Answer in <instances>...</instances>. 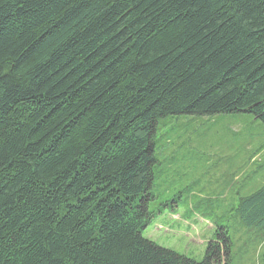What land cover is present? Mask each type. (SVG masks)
<instances>
[{
	"label": "trees",
	"instance_id": "1",
	"mask_svg": "<svg viewBox=\"0 0 264 264\" xmlns=\"http://www.w3.org/2000/svg\"><path fill=\"white\" fill-rule=\"evenodd\" d=\"M239 113L264 125V0H0V264H230L226 230L201 261L142 231L158 121ZM240 198L264 236V184Z\"/></svg>",
	"mask_w": 264,
	"mask_h": 264
},
{
	"label": "rangeland",
	"instance_id": "2",
	"mask_svg": "<svg viewBox=\"0 0 264 264\" xmlns=\"http://www.w3.org/2000/svg\"><path fill=\"white\" fill-rule=\"evenodd\" d=\"M155 143L162 164L142 235L201 261L216 232L226 230L230 264H264V236L233 210L264 184L263 123L245 113L172 115L158 121Z\"/></svg>",
	"mask_w": 264,
	"mask_h": 264
}]
</instances>
